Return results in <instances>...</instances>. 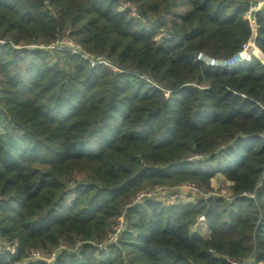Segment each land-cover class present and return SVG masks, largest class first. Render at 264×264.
<instances>
[{
	"label": "trees",
	"instance_id": "obj_1",
	"mask_svg": "<svg viewBox=\"0 0 264 264\" xmlns=\"http://www.w3.org/2000/svg\"><path fill=\"white\" fill-rule=\"evenodd\" d=\"M249 10L0 0V248L18 245L0 264H50L25 260L61 246L52 264H264V57L225 70L196 61L238 53L253 35ZM255 20L264 55V7ZM64 38L120 72L45 50ZM217 178L228 198L135 203L183 184L212 192ZM201 216L209 239L194 233Z\"/></svg>",
	"mask_w": 264,
	"mask_h": 264
},
{
	"label": "built area",
	"instance_id": "obj_2",
	"mask_svg": "<svg viewBox=\"0 0 264 264\" xmlns=\"http://www.w3.org/2000/svg\"><path fill=\"white\" fill-rule=\"evenodd\" d=\"M264 7V0H250V10L247 14V20H249L251 27L253 29V35L249 41L244 43L241 47V50L236 53L234 56L230 58H225V59H216L213 57H210L204 53H199L196 57V61L198 63H201L205 66L208 67H213V68H218V69H232L238 65L245 64V63H250L252 55H254L256 52H260L256 46V37H257V23L255 20V14L260 11ZM46 49L50 50H64L72 53L73 55H78L80 56L83 60L87 61L88 63L91 64L92 67H97V66H104L108 68L112 72H120V69L117 68L113 63L107 61V60H101V59H96L93 56H91L89 53H87L80 45H77L76 43L65 40L63 39L62 41L57 42L55 45L50 46ZM167 96H169V93H167ZM264 183V172L261 175L260 181L258 183V188L263 186ZM190 192H192V186L189 187ZM157 192V189L141 193L137 196L135 203L141 202L144 199H152L154 200L156 198L155 193ZM200 192V191H199ZM173 193V192H172ZM186 190L179 192L178 195H185ZM193 196L192 193H187L186 196ZM202 195V194H201ZM252 198H254V195H251ZM202 198V196L200 197ZM156 201H159V199H155ZM121 221V225L117 228L118 235L116 236H111L110 238V243H116L121 234L124 232V215L119 219V222ZM118 222V223H119ZM206 218L205 216H201L197 222H196V227H199L200 225L206 224ZM118 225V224H117ZM116 225V227H117ZM115 227V228H116ZM2 242L1 237H0V243ZM7 247V248H5ZM15 246H6L2 245L0 248L1 253L3 252V249H6L7 252H10L11 254H14L15 252ZM64 247L61 246L59 249L52 251L50 254H46L44 251L41 249L33 250L31 251L30 255L28 258L25 260V263H35L38 261L46 262L52 264L57 256L59 255L60 251L63 250ZM229 264H253L251 259L244 260L242 262L234 261L232 259H227ZM263 264V263H261Z\"/></svg>",
	"mask_w": 264,
	"mask_h": 264
},
{
	"label": "rangeland",
	"instance_id": "obj_3",
	"mask_svg": "<svg viewBox=\"0 0 264 264\" xmlns=\"http://www.w3.org/2000/svg\"><path fill=\"white\" fill-rule=\"evenodd\" d=\"M183 7L184 8L178 7V8H176L175 11L178 12V13L180 11L181 12L188 11V4L185 3L183 5ZM170 18H172V17H170ZM162 35L164 36V35H166V33L163 32ZM64 39L65 40L72 41L69 38H64ZM160 39H161V36L157 40H160ZM77 45H79V44H77ZM45 50H47V49H45ZM259 53L264 57V55L262 54L261 51ZM195 161H198V160H195ZM213 183L215 185V188H214V190L212 192H205L199 186L193 185V184L192 185L191 184H183V185H180V186H178V187H176L174 189H171V188H157V192H154L155 193V196H156L155 199H159V201L164 202L166 204H178V203H187V202L196 203L200 199L207 200L210 197L228 198V197H225V196H229V193H230V191H229V185L222 178H217V180L213 181ZM191 186H192V192L189 191L190 190L189 187H191ZM184 190H186L187 193H192L193 196H191V195L186 196L187 193H185V195H178L179 192L184 191ZM201 196H202V198H200ZM121 224L122 223L120 221L118 223L117 227L114 228L115 230H114V235L113 236L118 235L117 228ZM124 225H125V223H124ZM123 233L121 235H123ZM16 246H18V245H16ZM3 251L7 252L5 249H3Z\"/></svg>",
	"mask_w": 264,
	"mask_h": 264
},
{
	"label": "crops",
	"instance_id": "obj_4",
	"mask_svg": "<svg viewBox=\"0 0 264 264\" xmlns=\"http://www.w3.org/2000/svg\"><path fill=\"white\" fill-rule=\"evenodd\" d=\"M194 233L199 235L200 237H202L204 239H209L211 237V232H210L207 224L200 225L199 227H196L194 229Z\"/></svg>",
	"mask_w": 264,
	"mask_h": 264
},
{
	"label": "water",
	"instance_id": "obj_5",
	"mask_svg": "<svg viewBox=\"0 0 264 264\" xmlns=\"http://www.w3.org/2000/svg\"><path fill=\"white\" fill-rule=\"evenodd\" d=\"M196 56H197V55H196ZM263 185H264V183H263ZM97 249L100 250L101 248H100V247H97Z\"/></svg>",
	"mask_w": 264,
	"mask_h": 264
}]
</instances>
